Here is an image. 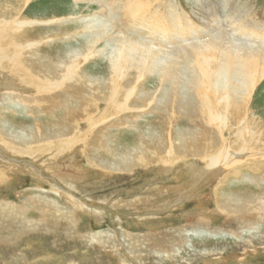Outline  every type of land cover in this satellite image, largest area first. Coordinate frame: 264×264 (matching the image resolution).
Here are the masks:
<instances>
[{
  "label": "bare ground",
  "instance_id": "6f19581e",
  "mask_svg": "<svg viewBox=\"0 0 264 264\" xmlns=\"http://www.w3.org/2000/svg\"><path fill=\"white\" fill-rule=\"evenodd\" d=\"M38 1L0 0V186L26 177L47 184L9 163L10 156L44 165L68 155L84 156L97 176L154 166L170 174L186 168L192 180L208 178L219 188L230 178L241 182L243 171L253 174L248 184L264 183V131L254 113L264 84V23L250 24L236 0L237 6L217 5L220 17L218 7L203 4V26L173 0H71L75 9L68 15L33 21L25 13ZM11 110L24 111L33 125L16 127ZM123 129L135 138L118 149L112 136ZM58 187L53 195L63 194L68 202H54L62 213L56 219L38 205L1 200L0 223L11 232V219L27 221L29 228H19L18 237L52 231L57 221L74 228L78 217L92 212L73 188L65 194ZM211 198L220 214L248 205L264 213L261 196L236 198L216 188ZM147 199L137 202L145 205ZM236 221L250 226L249 232L258 226L246 218ZM227 222L234 224L232 215Z\"/></svg>",
  "mask_w": 264,
  "mask_h": 264
},
{
  "label": "rangeland",
  "instance_id": "374dc122",
  "mask_svg": "<svg viewBox=\"0 0 264 264\" xmlns=\"http://www.w3.org/2000/svg\"><path fill=\"white\" fill-rule=\"evenodd\" d=\"M173 1L181 12L187 14L197 25L203 26L206 13L203 4L217 8V5L230 6L235 0ZM236 3L238 6L235 3L234 6L250 17V24L253 20L264 23V0H242L241 3L236 0ZM242 4L246 5L245 9ZM74 9L71 0H39L28 7L25 17L27 15L33 21L41 20L43 16L63 17ZM220 11L218 7L219 17L222 15ZM41 28L57 31L43 26ZM101 64H92L91 67H99ZM12 113L15 116L13 118H16L15 126L20 127L19 129L33 125L24 111L11 110L9 114L13 115ZM254 113L260 123L256 127L259 126L264 131V84L256 94ZM140 123H143L144 128L147 126L143 120ZM154 123L151 121L149 125ZM121 131L120 134L114 132L115 136H112L120 147L117 148L121 149L126 143L133 145L131 141L135 136L125 133L126 129ZM7 161L19 168L31 170L47 184L40 186L30 177L15 183L8 180L7 184L0 186V201L9 200L13 205H21L23 202L32 207L38 205L48 210V213L43 210L46 216L56 219L59 213L62 214L56 204L66 207L68 202L63 194L60 197L53 195V188L56 190L59 186L58 188L66 191L65 194H70L69 189L73 188L76 199L87 204V210L92 213L78 217L74 228L57 221V225H51L52 231L44 228L21 237L17 233L19 228H29L25 225L27 221L14 222L11 219L10 225L15 227L11 232L7 230L9 225L0 223V264H264V213L254 210L253 205H248L245 210L220 214L214 212L216 204L211 198L216 188H225L227 195H236V198L247 199L248 196L255 195L264 200V183L258 187L248 184L251 182L247 179L253 176L248 171L242 172L243 175L238 179L241 182H233L230 178L229 182L224 183L225 186L219 188L218 181L208 183V178L200 182L192 180L186 168L170 174L162 172L160 167L157 169L152 166L151 170L148 169L151 173L146 169H139L123 174L106 172L108 174L104 177L94 174L96 169L90 167L86 158L80 155H76L74 159L68 155L44 165L22 156H10ZM260 164V173L264 174V161ZM157 189L162 191L158 192ZM165 189L166 192L163 191ZM20 194H24V198L19 197ZM42 196L48 201L42 199ZM145 197H150L145 205L137 202L139 198ZM117 202L121 205L118 208L113 205H118ZM23 206L27 205L24 203ZM33 210L29 208V213L32 214ZM231 215L234 224L227 222ZM36 217L33 216L34 219ZM236 218L250 219V225L256 222L258 226L249 232L250 226L240 224ZM203 219L206 220V225L202 224ZM195 232L205 233L199 235Z\"/></svg>",
  "mask_w": 264,
  "mask_h": 264
}]
</instances>
